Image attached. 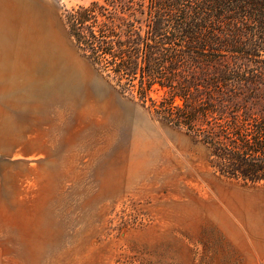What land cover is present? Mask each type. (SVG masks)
Wrapping results in <instances>:
<instances>
[{
    "label": "rangeland",
    "instance_id": "374dc122",
    "mask_svg": "<svg viewBox=\"0 0 264 264\" xmlns=\"http://www.w3.org/2000/svg\"><path fill=\"white\" fill-rule=\"evenodd\" d=\"M0 0V264H264V183L122 94L65 10Z\"/></svg>",
    "mask_w": 264,
    "mask_h": 264
},
{
    "label": "trees",
    "instance_id": "16d2710c",
    "mask_svg": "<svg viewBox=\"0 0 264 264\" xmlns=\"http://www.w3.org/2000/svg\"><path fill=\"white\" fill-rule=\"evenodd\" d=\"M77 50L153 118L264 183V0H91L65 10Z\"/></svg>",
    "mask_w": 264,
    "mask_h": 264
}]
</instances>
